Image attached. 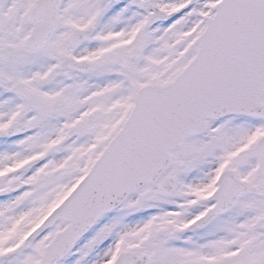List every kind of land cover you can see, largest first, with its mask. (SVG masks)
Segmentation results:
<instances>
[{"label":"snow or ice","instance_id":"6c2138e0","mask_svg":"<svg viewBox=\"0 0 264 264\" xmlns=\"http://www.w3.org/2000/svg\"><path fill=\"white\" fill-rule=\"evenodd\" d=\"M0 264H264V0H0Z\"/></svg>","mask_w":264,"mask_h":264}]
</instances>
